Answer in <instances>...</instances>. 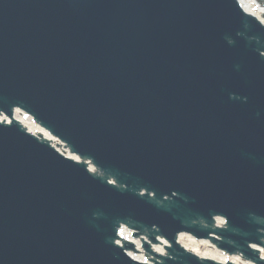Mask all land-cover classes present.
Returning <instances> with one entry per match:
<instances>
[{
	"label": "water",
	"instance_id": "95a60500",
	"mask_svg": "<svg viewBox=\"0 0 264 264\" xmlns=\"http://www.w3.org/2000/svg\"><path fill=\"white\" fill-rule=\"evenodd\" d=\"M250 3L0 0V264H264Z\"/></svg>",
	"mask_w": 264,
	"mask_h": 264
},
{
	"label": "bare ground",
	"instance_id": "6f19581e",
	"mask_svg": "<svg viewBox=\"0 0 264 264\" xmlns=\"http://www.w3.org/2000/svg\"><path fill=\"white\" fill-rule=\"evenodd\" d=\"M241 2V4L243 5L244 8L250 10L251 7V3L250 0H239Z\"/></svg>",
	"mask_w": 264,
	"mask_h": 264
},
{
	"label": "rangeland",
	"instance_id": "374dc122",
	"mask_svg": "<svg viewBox=\"0 0 264 264\" xmlns=\"http://www.w3.org/2000/svg\"><path fill=\"white\" fill-rule=\"evenodd\" d=\"M260 6L264 7V0H255Z\"/></svg>",
	"mask_w": 264,
	"mask_h": 264
}]
</instances>
